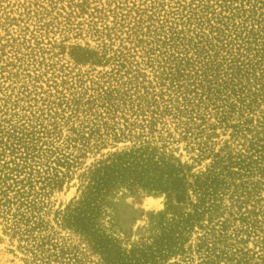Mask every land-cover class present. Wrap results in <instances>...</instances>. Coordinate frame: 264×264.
Here are the masks:
<instances>
[{
    "label": "rangeland",
    "instance_id": "rangeland-1",
    "mask_svg": "<svg viewBox=\"0 0 264 264\" xmlns=\"http://www.w3.org/2000/svg\"><path fill=\"white\" fill-rule=\"evenodd\" d=\"M0 264H264V0H0Z\"/></svg>",
    "mask_w": 264,
    "mask_h": 264
}]
</instances>
